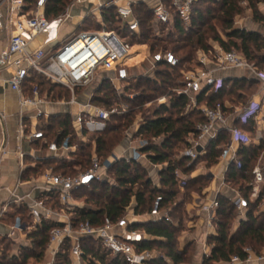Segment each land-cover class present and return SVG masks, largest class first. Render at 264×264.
<instances>
[{"label":"trees","instance_id":"1","mask_svg":"<svg viewBox=\"0 0 264 264\" xmlns=\"http://www.w3.org/2000/svg\"><path fill=\"white\" fill-rule=\"evenodd\" d=\"M71 1L49 0L47 16L52 18L62 13ZM165 1L169 3V0ZM242 1H247V8H251L255 17H258V5L264 0H200L193 6L190 23H185L178 14L174 13L173 21L160 24L158 31H155L157 25L154 23L151 9L141 2L135 7V15L140 24L139 34L129 35V32L121 27L120 20L116 18L115 7L103 9L101 20L84 21V29L94 30L102 27L116 31L121 37H129L131 43L146 44L149 55L161 50L172 51L177 56L179 64L173 67L159 63L152 74L140 76L124 93L104 80L96 89L93 101L108 109L126 104L128 111L114 115L103 130L92 133L87 142H81L77 150L71 153V160L56 158L44 162L45 169L52 168L55 173L65 176L77 175L88 170L94 153L102 163L108 160L112 162L108 168V179L91 180L87 185L72 191L75 201L84 204L83 207L76 205L66 209L72 215L74 229L86 221L94 226H101L105 217H110L114 221L122 218L128 213L133 201H135L133 209L136 215L149 214L154 210L157 200L161 199L159 211L162 216L150 221L132 223L129 228L153 237L136 244L139 252L162 250L159 257L149 260L146 264L183 263L184 252L177 249V244L178 232L183 229L184 215L188 211L185 204L193 191L203 192L206 185L202 183L203 181L209 182V177L205 174L191 177L187 181H184L183 177L190 175L201 161H207L208 165L216 164L224 146L230 141V132L226 129L221 130L218 137L209 143L206 155L199 157L194 163L189 164L190 161L186 157L179 158L178 155L185 148L187 135L196 132V125L205 122L206 117L199 109H188V97L176 89L182 87V71L195 70L190 66L191 62L199 53L211 51L210 39L218 42L226 51L242 53L250 63L259 69H264L262 66L264 55L257 53L262 52L264 48L262 35L257 31L234 29L235 17L245 9ZM214 20L218 21L221 31L226 32V39L221 36L218 25L213 23ZM196 65L200 66L199 63ZM28 84L31 88L38 85L42 93L47 92L54 100H69L71 96L66 87L41 76H32ZM259 84L255 78L224 79V85L218 91L207 93V90H203L198 96L199 103L214 106L215 103L221 102L224 105L227 104L223 100L224 96L237 94L238 98H241L244 94L242 89L249 91L254 85ZM46 85L47 88L44 87ZM162 96L169 97V105L146 107ZM248 99L249 97L242 98L240 100L242 102H238L237 99L229 102L244 104ZM232 111L233 109L228 110V112ZM138 114H142V121L135 137L146 142L141 151L148 154V159L152 163L166 164L160 171L159 184L155 183L148 166L142 161L113 159L115 149L125 140L127 132L134 127ZM50 124L63 129V137L69 140L71 146L76 144L77 130L69 116L54 117ZM253 124L254 121L243 124L238 119L234 120V125L245 132H250ZM52 127H43L44 135L49 136V139ZM84 134H88V131L85 130ZM262 151H264V140L258 144L240 145L238 158L242 167L237 168L236 165H232L226 174V181L230 187L238 188L247 198H250L251 194L253 169ZM176 170L180 172L179 177L175 174ZM195 186L198 187L195 189ZM181 192L182 195L179 196ZM43 198H46L48 206L54 209L63 208L55 192H47ZM263 199L264 182L258 198L249 199L250 205L244 217L240 218L233 198L226 194L218 196L219 207L214 220L215 232L208 238L210 253L205 257L203 264H222L234 255L243 257L248 247L256 253L264 251V210L261 209ZM165 213L168 214L169 220H166ZM14 215H10L13 223L17 217H20L27 227H31L27 230L31 245H23L18 253L11 254L13 247L10 240L0 236V264H28L30 259L42 262L51 231L63 227L64 223L43 220L35 225L25 205L17 207ZM82 246L88 264H128L121 256H115L108 251L100 240L91 236L82 238ZM54 264H73L68 241L63 243L56 254Z\"/></svg>","mask_w":264,"mask_h":264},{"label":"built area","instance_id":"2","mask_svg":"<svg viewBox=\"0 0 264 264\" xmlns=\"http://www.w3.org/2000/svg\"><path fill=\"white\" fill-rule=\"evenodd\" d=\"M200 0H154L146 3L151 9L154 22L157 24L171 23L174 13L185 22L190 23L192 10L195 3ZM135 0H72L65 10L49 18L47 16L49 0H0V31H10L6 46L0 49V83L5 82L22 98L21 113L34 111L36 118L48 117L43 107L51 104L74 105L78 111L75 114L74 123L79 136L90 129L94 132L103 130L107 122L114 115L124 114L128 106H113L108 109L94 103V92L104 80L109 81L121 93L125 92L123 84L129 80H137L140 76L151 74L159 63L177 66L179 60L172 51H159L149 55L144 43H131L129 37H121L116 31L103 29H81L86 19H102L103 9L115 7L116 18L120 20L121 27L129 32V35L140 33V24L135 15ZM88 5L84 13L75 14L76 8ZM77 17L79 22L72 21ZM70 22L74 30L68 37L61 40V32L64 25ZM78 30V31H77ZM211 51L199 53V65L201 70H183L182 87L176 91L183 92L189 99L188 109H199L206 117V121L196 125V132L189 133L185 139V148L178 157H186L189 164L194 163L199 157L206 155L209 143L216 139L219 132L226 129L230 132V141L224 146L221 161L227 163L225 176L232 165L241 168L242 164L238 158V147L253 143L251 136L234 125L238 119L243 124L251 121L264 123V69H259L250 63L242 53L237 51H226L218 42H209ZM148 47V46H147ZM148 50V49H147ZM231 69H247L259 81L262 87L263 99L261 101L250 100L238 107L228 106L221 102L214 106L200 104L198 96L203 90L207 93L218 91L224 85V78L218 72ZM8 74L5 77V74ZM41 76L46 80L60 84L70 91L69 100H54L47 92L42 93L39 86L33 87L32 95L26 96L24 88L32 76ZM86 91V101L79 99V91ZM131 97H133L131 95ZM169 105V97L162 96L157 100V105ZM233 109L232 112L228 110ZM6 115L0 112V120H5ZM23 128V125L21 126ZM136 123L125 137L129 141L130 155L125 159L142 161L152 169L162 170L166 164H154L148 159V154L143 153L145 141L135 137L137 132ZM134 131V132H133ZM63 129H57L53 140L49 144V150L60 152L69 150V140L63 137ZM24 134V133H22ZM23 137V136H21ZM30 139H44V131H36L29 135ZM7 151L3 152V156ZM24 153L19 152L20 159ZM123 158V157H121ZM114 160L120 157H113ZM108 160L101 162L97 154H93L92 164L88 170L73 176H65L48 170L44 174L46 182L45 192H55L59 196L61 209L48 206L46 198H32L30 195L21 197L12 193L6 202L2 213L5 214L11 204H27L29 215L33 223L39 224L43 220H53L64 223L63 227L54 228L50 234V241L45 250L44 264H54L56 254L65 241L70 243V253L73 264H88L84 258L82 238L91 236L100 240L104 247L113 255L121 256L128 264H146L155 257L152 251L139 252L136 244L148 239L145 232L130 229L135 223L133 208H129L128 214L117 220L105 217L104 224L94 226L86 221L81 223L77 229L73 228L71 214L66 211L76 204L72 191L91 180L108 179V168L111 165ZM180 176L179 170L175 172ZM254 179L250 183V198L243 196L235 190L232 197L236 211L240 218L244 217L250 200L258 198L261 185L264 182L263 167L257 163L253 169ZM184 180V179H183ZM223 176L221 185L226 183ZM2 188L0 187V193ZM220 187L216 194L207 204L200 205V212L205 214V231L203 232V247L205 257L209 256L208 238L215 232V215L219 207L218 196ZM158 199L154 210L149 213L150 218L162 216L159 211ZM264 210V199L261 205ZM166 220L169 216L165 213ZM27 227L17 217L4 236L13 240L18 231H27ZM209 246V245H208ZM222 264H264V251L256 253L252 248L245 249V256L234 255L229 261Z\"/></svg>","mask_w":264,"mask_h":264},{"label":"crops","instance_id":"3","mask_svg":"<svg viewBox=\"0 0 264 264\" xmlns=\"http://www.w3.org/2000/svg\"><path fill=\"white\" fill-rule=\"evenodd\" d=\"M103 2H107L109 0H102ZM136 2L141 3H152L154 0H135ZM88 5H82L76 8L75 14L84 13L87 10ZM260 11L264 15V5L260 7ZM72 25V24H71ZM252 23H246V30L249 31H257L260 29L257 27L251 28ZM67 24L63 26L61 32V40H64L72 33L74 30V26L67 28ZM261 32V31H260ZM10 36V31H0V49L7 45ZM145 50L148 51V47L145 46ZM220 76H222L226 80L232 79H242L247 78L251 79L252 75L247 69H231L225 72H218ZM8 74H5L7 77ZM97 89V88H96ZM96 89H92L95 95ZM33 88L30 87L28 82L24 88V94L26 96L32 95ZM86 91H90V89H83L79 91V99L81 101H86ZM249 96V94H248ZM95 97V96H94ZM22 97L15 91H13L8 84L5 82L0 83V112L6 115L5 120H0V187L2 191L0 193V236L5 237L4 235L8 233L10 226L13 224V220L10 215L15 214V209L22 205L27 207V204L16 205L11 204L8 206V210L5 214L2 213L3 208L6 205V202L10 199L12 193H16L21 197H26L30 195L32 198H42L45 192L46 182L44 180V174L48 170L45 169L44 162L50 159H66L67 161L71 160V153H74L78 145L85 141L87 142L90 139V135L94 133L91 129L88 131V134H84L79 136L77 133V142L72 145L69 150L60 151V152H52L49 150V144L53 140L56 130L61 128H56L53 124H50L52 118H59L60 116H69L71 118L73 126L76 128L74 123L75 114L78 111L77 106L74 105H60V104H51L49 106L43 107V110L48 114V117L36 118L34 116V111H29L25 114L21 113V99ZM94 99V98H93ZM261 101L263 99V93L260 94H251L249 96L248 101L250 100ZM247 101V102H248ZM246 102V103H247ZM95 103V102H94ZM242 103L233 104L231 102H227L228 106L238 107ZM245 104V103H244ZM264 111V110H263ZM141 122H136V129L140 126ZM23 125V128L21 126ZM52 127L51 129V137L45 134L44 139L33 140L29 138V135L36 131H44L43 127ZM24 133V134H22ZM253 141V143L258 144L262 140H264V123L255 122L253 124V128L250 132H247ZM23 136V137H21ZM53 136V137H52ZM7 151V154L3 156V152ZM23 152L24 158L20 159L19 152ZM130 155L129 149V141L125 140L119 147H117L114 151L113 157H123L126 158ZM227 163L221 161L219 165L215 166L216 171L210 170L211 174H207L209 180L212 179L211 176H214L213 181L210 187H207L203 192V197L198 196L196 201L194 202V216L195 218H191L190 228L186 231V233L193 232V235L186 234V243L193 242L195 244L196 250L198 252L196 258L198 259L199 264H203L205 259V248L203 247L202 235L205 231L206 225V217L205 214L200 212V205L207 204L210 199L214 197L218 187H220V194H226L231 197L235 196V190H240L238 188L230 187L229 183L226 181L225 185L222 186L221 182L223 176H225V169ZM36 168V169H35ZM39 168V169H37ZM149 169L153 170L150 166ZM214 168V167H213ZM212 168V169H213ZM45 169V170H44ZM156 170V174L153 175L150 173L151 177L155 180V183L159 184L160 182V171ZM32 171V172H31ZM203 172H194L192 177H197L203 175ZM219 177V178H218ZM210 190V191H209ZM212 192V193H211ZM241 193V192H240ZM83 207V203H77L74 206ZM73 206V207H74ZM135 201L131 208H134ZM72 208V207H71ZM28 209V208H27ZM29 212V210H28ZM150 214L138 215L135 216L136 222L150 221L154 220L157 217L150 218ZM15 216V215H14ZM31 216V215H29ZM193 216V215H192ZM32 218V217H31ZM32 220V219H31ZM33 221V220H32ZM237 227V224H236ZM193 230V231H192ZM148 235V234H147ZM153 237L148 235V239L150 240ZM12 244L11 254L18 253L21 246H30L31 241L28 238V231H18L10 241ZM208 252L210 251V246L207 245ZM155 257H159L160 253L156 250H153ZM184 252L185 255V251ZM1 256V252H0ZM197 262V261H196ZM28 264H44L42 262H36L34 259H30Z\"/></svg>","mask_w":264,"mask_h":264},{"label":"rangeland","instance_id":"4","mask_svg":"<svg viewBox=\"0 0 264 264\" xmlns=\"http://www.w3.org/2000/svg\"><path fill=\"white\" fill-rule=\"evenodd\" d=\"M242 5L244 6L245 9H243V11L235 17L234 29H236V28L246 29V28H244V27H246L245 26L246 23L247 22H251L252 23L251 28L257 27L258 29H260L261 32L259 31V33L262 35V37L264 39V15L260 11V7L264 5V2H261L258 5V9H259L258 17H255V14L253 13V10L251 8H247V5H248L247 1H242ZM79 21H80V18L77 17L76 19H74L72 21V23L74 24L75 22H79ZM213 23L218 25L217 27H218V29H220L221 36L226 39V35H225L226 32H224L223 30L221 31V28L219 26L218 21L214 20ZM155 25H157L156 28H155V31H158V27H159L160 24L155 23ZM67 26H68L67 28H69V30H70L71 26L73 27V25H71L70 22L67 23ZM81 29H84L83 26L80 27L78 30L80 31ZM99 29H103V28L101 27ZM209 42H214V41L212 39H210ZM257 53L259 55H264V48H263L262 52H257ZM196 58H195V60L193 62H191L190 66L193 67L195 70H201L200 66L196 65V63L199 62V60H198L199 59V54L197 55ZM186 66H188V64ZM262 66H264V63H262ZM135 82H136V80H129L126 83L123 84V88L126 90L130 85L134 84ZM44 87L47 88V85L44 86ZM253 87L254 88L252 90H249V91H247L246 89H242V93H244V94H243V97H241V98H238L237 94H232V95L224 96L223 100L226 101V102H229V100L230 101H234L235 99H237L238 102H239L242 98L247 99L249 96H251V94H260V95L262 94V87H261L260 84L259 85H254ZM248 94H249V96H248ZM240 102H242V101H240ZM148 106L149 107L151 106L152 108L156 107L157 106V101L151 102V103L146 105V107H148ZM141 118H142V114H138L137 117H136L135 122H138V121L141 122L142 121ZM123 142H125V140H123ZM220 162H221V160L219 159L216 164L208 165L207 161H201L200 163H198L195 166L194 171L190 175L184 176L183 179H184V181H187L188 179H190L193 176L194 172H203V173H205V175H207V174L209 175V174H211L210 170L216 171L215 166L219 165ZM257 163H259L264 169V151L261 152V155L258 158ZM148 171H149V173H152L153 175L156 174V170H154V169L153 170L148 169ZM211 177H212V179L209 180V182H204V181L202 182L204 184L206 183V185H205V187L203 189V192L205 191V189L207 187L211 186V183L213 181L214 176H211ZM198 186H195V189ZM203 192L201 190L200 191H193L191 193L190 197L187 199V203L185 204V207H187L188 211H187L186 215H184L183 229L178 232V244H177V249H179L181 251H185L184 261L181 264H199L198 259L196 258L198 252L196 250L195 244L193 242L186 243V241L184 239H186L185 238L186 234L187 235H189V234L193 235V232L186 233V231L190 228V224H191L190 220H191V218L192 219L195 218V216H194V208L192 206H194V202L196 201L198 196H201V198L203 197ZM180 195H182V192L179 194V196ZM156 251L160 253L162 250L157 249ZM86 262H87V260H86Z\"/></svg>","mask_w":264,"mask_h":264}]
</instances>
